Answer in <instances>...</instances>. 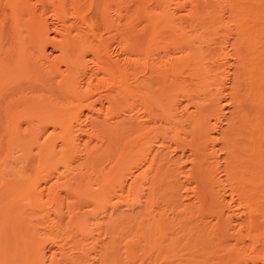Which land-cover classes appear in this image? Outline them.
I'll list each match as a JSON object with an SVG mask.
<instances>
[{
    "label": "bare ground",
    "instance_id": "1",
    "mask_svg": "<svg viewBox=\"0 0 264 264\" xmlns=\"http://www.w3.org/2000/svg\"><path fill=\"white\" fill-rule=\"evenodd\" d=\"M2 144L0 264H264V0H0Z\"/></svg>",
    "mask_w": 264,
    "mask_h": 264
},
{
    "label": "rangeland",
    "instance_id": "2",
    "mask_svg": "<svg viewBox=\"0 0 264 264\" xmlns=\"http://www.w3.org/2000/svg\"><path fill=\"white\" fill-rule=\"evenodd\" d=\"M95 15V16H94ZM90 19L92 20L93 19V21L92 22H95V32L94 33H101V31H102V33L103 34H105L104 32H103V29H102V24L100 23V18L98 17V15H96L95 13H92V14H90ZM98 34H96V35H98ZM105 37H107L106 35H104V38ZM49 55V54H48ZM230 61V60H229ZM230 64L232 63L231 61L229 62ZM140 76V75H139ZM25 90H26V87H25ZM229 108V107H228ZM228 108H226V110H225V112H223V114L226 116V118L227 117H229V114H230V108L228 109ZM189 112H192V109L190 108V110H189ZM227 112V113H226ZM83 119V121H84V118H82ZM220 120V119H219ZM218 120V122H217V124H220L221 126V129L223 128V129H225L224 127V125H226L225 123L226 122H224L225 120H220L219 121ZM211 124L212 123H214V121H211L210 122ZM23 127H25L24 125H23ZM82 138H83V140H82ZM85 137H81V138H79V139H81V141L79 142V145L81 144V142H84V141H86L87 139H84ZM104 140V139H103ZM108 140V139H107ZM110 140H112V139H110ZM107 141V145H108V142H112V141ZM93 141V144H94V141H95V139L94 140H92ZM188 141H190V138L189 137H187V140L185 141V142H188ZM105 142V141H104ZM115 142V141H114ZM113 142V143H114ZM96 143L98 144L99 142H97L96 141ZM173 143V144H172ZM172 143H170V146H171V150L170 151H173V150H175V148H176V150H175V152H174V154L172 153V160H174L176 163H178L179 162V164L180 163H185V165H186V168L188 167L189 168V164L187 163V162H189V160L192 158L191 157V152H189L187 149H185V150H182L183 148L182 147H185L186 145L183 143V144H181L180 145V143L178 142H176V141H174V142H172ZM86 144H87V141H86ZM90 144V143H89ZM92 143H91V145L89 146V148H92V145H93ZM178 144H179V146H178ZM96 145V144H95ZM94 145V146H95ZM99 146H100V144H98ZM84 146V145H83ZM176 146V147H175ZM98 147V146H97ZM96 147V148H97ZM178 147V148H177ZM220 147V148H219ZM219 147H217V150H220L221 149V145L219 144ZM3 148H5V144H2V149L0 150V186H1V184H3L4 182H5V180H6V178L7 177H9L8 175L9 174H6V171H8L7 169H9V172H10V170H12V171H18L19 170V168H21L22 166H24L26 163H20L19 162V160H15V159H11V161L10 162H2V160H3V157H2V155H3ZM95 148V147H94ZM174 148V149H173ZM182 148V149H181ZM183 152H182V151ZM185 152V153H184ZM219 154V153H218ZM221 154V161L223 160V159H225V155L224 154H222V153H220ZM17 155H19V154H17V153H14V155H13V157H17ZM182 155V156H181ZM181 157V158H180ZM189 157H190V159H189ZM177 160V161H176ZM188 160V161H187ZM223 162H224V160H223ZM222 162V163H223ZM9 172H7V173H9ZM4 175H3V174ZM7 175V176H6ZM6 176V177H5ZM220 177H221V179L222 180H225L226 178H225V176H224V173H221V175H219ZM11 178V177H10ZM7 179H9V178H7ZM227 184V183H226ZM229 190H230V188H228ZM228 190V194L227 195H230L231 194V192ZM182 193H181V191H180V195H181ZM63 195V194H62ZM179 195V197L181 198V196ZM183 200V199H182ZM229 200V197L227 198V201ZM183 203H185V202H183ZM209 220H210V218H208ZM208 220V221H209ZM97 248H99V245H97ZM97 251H99V250H97ZM94 256V255H93ZM100 260V259H99ZM101 261V260H100Z\"/></svg>",
    "mask_w": 264,
    "mask_h": 264
}]
</instances>
